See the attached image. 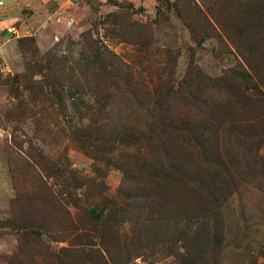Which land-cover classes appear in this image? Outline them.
<instances>
[{
    "label": "rangeland",
    "instance_id": "1",
    "mask_svg": "<svg viewBox=\"0 0 264 264\" xmlns=\"http://www.w3.org/2000/svg\"><path fill=\"white\" fill-rule=\"evenodd\" d=\"M69 1L0 0V20L12 18L9 28L0 23V264H8L22 249L36 253L38 246L21 234L29 225L42 229L44 243L54 252L85 246L87 235L97 248L113 251L115 262L108 264H127L128 259L132 264H193L186 244L175 242L172 235L176 226L187 237L197 223L148 225L143 233L148 218L153 219L150 202L165 204L161 196L176 195L152 177L151 166L165 161L156 151L163 140L154 134V142L149 141L146 123L154 114L156 95L166 88L173 91L169 115L177 127L184 118L189 123L200 113L206 115L205 108L184 107L179 90L194 66L216 79L242 63L230 42L238 43L236 33L228 25L237 2ZM176 6L193 30L205 33H199L206 35L199 43ZM25 37L35 39L36 52L28 42L19 43ZM87 38L99 52L116 55L105 54L106 60L128 77L127 85L99 65L80 73L78 62L94 49L89 50ZM73 86L85 91L84 101L94 108L105 103L99 120H87L72 107L66 94ZM220 93L210 85L206 98L223 105L226 97ZM256 126L263 141L256 152L248 139L227 127L184 151L202 172L220 163L213 175L233 179L231 194L206 218L211 231L216 226L220 246L211 248L210 237L196 239L192 251L199 257L197 264H264V120ZM208 136L205 131L200 140ZM169 146L173 151L182 148L176 141ZM73 186L78 188L73 191ZM112 204L117 208L111 217L118 219L110 226L116 232L113 239L102 238ZM158 232L164 234L162 240H156ZM35 259L36 264L44 261Z\"/></svg>",
    "mask_w": 264,
    "mask_h": 264
},
{
    "label": "trees",
    "instance_id": "2",
    "mask_svg": "<svg viewBox=\"0 0 264 264\" xmlns=\"http://www.w3.org/2000/svg\"><path fill=\"white\" fill-rule=\"evenodd\" d=\"M235 1L237 2V11L232 14L233 16H230L228 25L233 28L232 32L236 33L235 36H237L238 43H235L233 39H230V42L236 47V51L242 59V63L225 70L223 75L216 79L200 74L198 68L194 66L196 75H193L194 69H192V73L189 72L185 82L179 90L181 95H184V107L188 108V106H190L196 107L197 109L205 108L207 109L206 115L200 113V117L194 118L189 123L188 120L184 118L185 123L177 127L173 122L172 116L169 115L172 105L168 104V99L171 100V93H173V91L171 88H166L162 95H156L153 105L154 114H152V117L148 123H146L151 134L148 137L149 141L154 142L152 137L154 134L158 137H162L163 141L157 147L156 151L160 152L165 160L161 162V164L165 163L162 164L163 166L158 163L155 166H151V171L148 168V171L152 173V177L157 180L158 184L167 185V187L170 186L173 190L175 189L176 195L172 194V198L170 199L161 196L160 200L165 201V204L161 202L155 203V200L150 202L149 211L153 219L148 218L149 221L144 225L143 233L149 231L147 228L148 225H195L197 223V225L200 226L195 227L187 237L185 235L187 231L180 229V232L176 226H174L175 229L172 235V237L175 236V239L173 238L175 242H184L186 244L188 259L193 264H197L196 259L199 257L194 250L192 251V244L200 239V237H210L212 241L210 244V246L212 245L211 248H218V246H220V237L215 231L216 226H214V230L211 231L207 225L206 218L208 212H211L214 208H218L231 194L230 188L233 185V179L227 176L222 180L213 175V171L216 170L217 164L220 163L214 164L213 168L209 166L202 172L201 165L192 163L190 155H187L184 151L187 148H191L196 141H204V143L210 141L213 134L215 135L217 130L221 127H227V131L234 129L233 131L235 134H238L239 138L243 140L248 139L251 143L250 149H253L255 152L258 151L263 142L259 137L256 125L264 120V0ZM196 12H198V15L201 14L198 10H196ZM176 13L183 20V23L188 26L196 43H199L205 38L206 35L203 37L201 36L205 33L193 30L191 24L187 22L188 19L178 11L177 6ZM191 13L193 14L192 11ZM206 23L208 24L209 22L207 21ZM202 27L206 26L203 25ZM199 33H201V35H199ZM85 36L90 37V32H86ZM87 39L88 48L91 50L94 48V46L91 45L93 40H90V38ZM23 41L29 43L32 52L34 50V52L37 51L35 39L33 37L22 38L19 40V43ZM107 52L106 50L99 52L98 49L94 48L91 52V56L85 53L78 62V66L81 67L80 73L83 69H87L91 65H99L103 70H108L107 74H116L120 79H124L123 74L119 72L118 68L114 69L113 63L106 60L108 56L105 54L112 58H116V55L112 53L108 54ZM172 60L174 63L175 58L173 57ZM71 78L72 77H70V79ZM124 80L126 82L125 85H127L128 77H125ZM210 85L213 89L225 95L226 101L223 105L219 99L215 101L212 100V97L206 98V90L208 91ZM82 92L85 91H83L81 87H69L66 98L70 100L72 107L87 120H99L100 111L104 109L105 103L100 102L98 107L94 108V103L87 104L86 101H84L85 94ZM133 95L135 96L134 93ZM95 102L98 104L99 99ZM81 108H83V110H81ZM222 112L226 114L224 115ZM205 131L209 136L200 140V137ZM234 132H231V134L235 135ZM174 141L178 142L182 148L173 151L169 144H173ZM201 156V158H205L206 154L202 153ZM206 160L207 158L204 159V161ZM144 167L145 169L147 168V166ZM74 183L76 185L78 181L75 179ZM78 186H73V191L76 190ZM187 191L194 195V197L191 195L192 199L186 198L185 194ZM70 195L71 194H69V196ZM115 208L117 207L112 204L110 206L112 212L103 220V227L100 233L102 238H111L115 235L116 229L110 226L116 225V220L118 219L111 217V214H116ZM167 213L169 215H166ZM21 234L26 240H32V246L35 247V245H37L38 249L36 253L30 250L25 253V250L22 249L12 258H9L8 264H36L35 257L40 256L44 258L42 264H108V262H115L112 250L107 247L101 249L97 248L96 244L90 240L87 235H85V246L81 248H62L58 252H54L44 243L42 239V229H39L37 225L24 227ZM156 236V240L159 238L162 240L164 238L163 233L156 234ZM77 237H81V235H77ZM138 240V243H141L143 238L139 236ZM117 242L118 240L115 239V243ZM196 250L198 251V249ZM261 250L264 257V245ZM121 256V254L116 253L118 259H120ZM214 258L217 259L216 255ZM127 264H132L130 263V259L127 260ZM215 264L217 263L215 262Z\"/></svg>",
    "mask_w": 264,
    "mask_h": 264
},
{
    "label": "crops",
    "instance_id": "3",
    "mask_svg": "<svg viewBox=\"0 0 264 264\" xmlns=\"http://www.w3.org/2000/svg\"><path fill=\"white\" fill-rule=\"evenodd\" d=\"M68 3H70L69 0H68ZM11 19H12L11 17H5L4 19L0 20V23L4 24V27L9 28V24H10L9 22ZM8 31H10V29ZM11 32H15V29H14V31H11Z\"/></svg>",
    "mask_w": 264,
    "mask_h": 264
}]
</instances>
